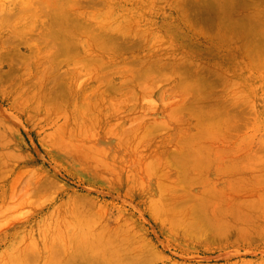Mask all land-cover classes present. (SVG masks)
Segmentation results:
<instances>
[{"label":"rangeland","instance_id":"obj_1","mask_svg":"<svg viewBox=\"0 0 264 264\" xmlns=\"http://www.w3.org/2000/svg\"><path fill=\"white\" fill-rule=\"evenodd\" d=\"M0 264H264V0H0Z\"/></svg>","mask_w":264,"mask_h":264},{"label":"bare ground","instance_id":"obj_2","mask_svg":"<svg viewBox=\"0 0 264 264\" xmlns=\"http://www.w3.org/2000/svg\"><path fill=\"white\" fill-rule=\"evenodd\" d=\"M149 163L151 164H149L150 165V167H149V169L151 168V166H152V168L150 169L151 171H152V173H154V170H153V164L149 161ZM158 195V194H157ZM158 199H159V197H158ZM159 200H161V198L159 199ZM160 208V207H159Z\"/></svg>","mask_w":264,"mask_h":264}]
</instances>
